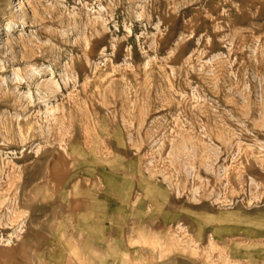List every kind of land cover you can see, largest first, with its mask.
Returning <instances> with one entry per match:
<instances>
[{"label":"rangeland","instance_id":"rangeland-1","mask_svg":"<svg viewBox=\"0 0 264 264\" xmlns=\"http://www.w3.org/2000/svg\"><path fill=\"white\" fill-rule=\"evenodd\" d=\"M0 264H264V0H0Z\"/></svg>","mask_w":264,"mask_h":264},{"label":"bare ground","instance_id":"bare-ground-1","mask_svg":"<svg viewBox=\"0 0 264 264\" xmlns=\"http://www.w3.org/2000/svg\"><path fill=\"white\" fill-rule=\"evenodd\" d=\"M26 1H28V0H26Z\"/></svg>","mask_w":264,"mask_h":264}]
</instances>
